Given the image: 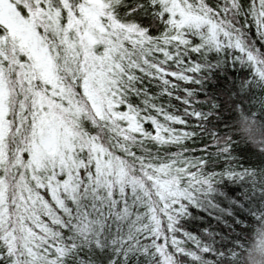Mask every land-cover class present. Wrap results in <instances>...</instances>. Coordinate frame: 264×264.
Returning a JSON list of instances; mask_svg holds the SVG:
<instances>
[{
  "label": "snow or ice",
  "instance_id": "1",
  "mask_svg": "<svg viewBox=\"0 0 264 264\" xmlns=\"http://www.w3.org/2000/svg\"><path fill=\"white\" fill-rule=\"evenodd\" d=\"M227 63L247 68L241 91L264 88V0H0V264H68L82 246L110 245L107 264L193 256L186 202L256 176L197 99ZM196 137L210 143L186 155Z\"/></svg>",
  "mask_w": 264,
  "mask_h": 264
},
{
  "label": "trees",
  "instance_id": "2",
  "mask_svg": "<svg viewBox=\"0 0 264 264\" xmlns=\"http://www.w3.org/2000/svg\"><path fill=\"white\" fill-rule=\"evenodd\" d=\"M249 31L252 36L255 35L254 28ZM247 74L246 67L227 63L206 73L202 87L196 86L198 100L207 97L217 102V114L220 115L222 130L232 127L231 121L237 114L234 105H240L242 109L260 115L257 109L264 101V88H246L241 91L240 81L244 80ZM132 99L136 100L135 97ZM171 102L179 109L178 101L173 98ZM171 110L169 108V111ZM260 111H264V108ZM144 126L154 131L150 122H145ZM173 127L179 128L181 125L173 124ZM232 140V152L236 162L244 168L255 169L256 176L240 179L221 177L213 182L210 191L198 193L196 202H186V211L178 217L176 225L180 235L187 234L184 245L193 256H179L177 264H247L246 253L255 238L256 227L261 224V217L264 216V177L261 176L264 157L253 145L239 143L235 134ZM204 142L210 143L204 137L186 140L184 147L194 151L185 154L201 155L197 149ZM152 147L155 149L157 146ZM165 151H176V147L162 146L160 154ZM211 163L216 169L223 167L221 161L215 157ZM209 170H213L212 167ZM188 236L194 239H188ZM168 247L171 250L170 244ZM113 255L114 250L110 245L102 249L82 246L68 258V264H78L77 258L91 261L92 264H107ZM122 259L124 264H155L154 258L144 253L129 254Z\"/></svg>",
  "mask_w": 264,
  "mask_h": 264
},
{
  "label": "clouds",
  "instance_id": "3",
  "mask_svg": "<svg viewBox=\"0 0 264 264\" xmlns=\"http://www.w3.org/2000/svg\"><path fill=\"white\" fill-rule=\"evenodd\" d=\"M261 108H264V101L257 109L260 112L258 116L242 108L235 110L237 114L231 121L232 127L229 135L235 134L239 143H249L257 147L255 141L264 140V111H260ZM254 237L246 253L247 264H264V221L256 227Z\"/></svg>",
  "mask_w": 264,
  "mask_h": 264
}]
</instances>
